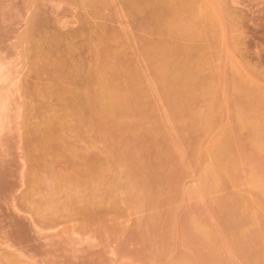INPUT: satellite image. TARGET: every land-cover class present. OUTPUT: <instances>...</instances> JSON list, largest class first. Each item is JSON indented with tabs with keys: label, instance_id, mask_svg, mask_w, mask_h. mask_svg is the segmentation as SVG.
<instances>
[{
	"label": "rangeland",
	"instance_id": "374dc122",
	"mask_svg": "<svg viewBox=\"0 0 264 264\" xmlns=\"http://www.w3.org/2000/svg\"><path fill=\"white\" fill-rule=\"evenodd\" d=\"M0 50V264H264V0H0Z\"/></svg>",
	"mask_w": 264,
	"mask_h": 264
},
{
	"label": "bare ground",
	"instance_id": "6f19581e",
	"mask_svg": "<svg viewBox=\"0 0 264 264\" xmlns=\"http://www.w3.org/2000/svg\"><path fill=\"white\" fill-rule=\"evenodd\" d=\"M1 51V50H0ZM3 57V56H2Z\"/></svg>",
	"mask_w": 264,
	"mask_h": 264
}]
</instances>
